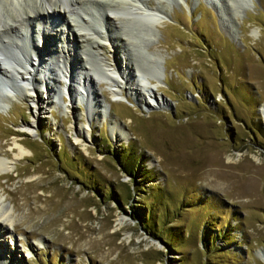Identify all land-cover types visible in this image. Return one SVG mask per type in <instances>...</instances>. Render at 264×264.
Here are the masks:
<instances>
[{
    "label": "rangeland",
    "instance_id": "obj_1",
    "mask_svg": "<svg viewBox=\"0 0 264 264\" xmlns=\"http://www.w3.org/2000/svg\"><path fill=\"white\" fill-rule=\"evenodd\" d=\"M116 1L131 0H0L2 28L51 33V52L71 44L80 62L71 101L56 57L0 59V157L19 135L32 150L0 174L16 222L0 223V264H264V0H143L161 23H120ZM91 23L115 73L84 85ZM119 53L143 69L154 58L159 78L123 77ZM25 83L51 97L31 134Z\"/></svg>",
    "mask_w": 264,
    "mask_h": 264
},
{
    "label": "bare ground",
    "instance_id": "obj_2",
    "mask_svg": "<svg viewBox=\"0 0 264 264\" xmlns=\"http://www.w3.org/2000/svg\"><path fill=\"white\" fill-rule=\"evenodd\" d=\"M90 1H92V3H93L94 0H90ZM80 2H82V1H74L72 3V4H74V7H73L74 9H72V12H78V8L81 6ZM108 7L114 11L115 16L117 17V19L119 20L120 23L121 22L126 23V22H130L133 20L141 21L143 19H146L147 21L152 22V23L153 22L154 23H161L163 21V16L161 15L162 13H161L160 9L158 7H152L148 4H146L143 0H131V1H126V2L122 1V3L116 1V3H110L108 5ZM47 8L48 7L46 6V9ZM35 13L37 15H40V13L38 11H36ZM47 13H50V8L48 9ZM51 13H52V11H51ZM121 15H124L126 18L125 19L122 18ZM81 19L82 20H80V22L82 23L83 18H81ZM85 21H86V19H85ZM91 24L94 25V23H91ZM95 24H97V23H95ZM10 25H11V23H10ZM18 25H20V24H18ZM18 25L17 26L12 25L11 27H3V28L0 26V56L5 60V61L3 60V62L5 64H7L9 67L16 68V64H17L16 62H18L17 56H20V58L22 56H24L26 59H28V56H30L31 53H34L36 56L39 57V59H41L40 56H45V55H49L52 58L56 57L57 58V64H59V63L63 64V67L65 69V77H67V80H68L69 95L71 96V101H72V98H74V94L71 93V88H74L75 76L77 75V70H78L77 67H79V64H80V62H78V60L76 59V56L74 55L75 50H74V48H72L73 46L71 44L65 43L69 47L63 46L62 49H60V47H59V49L55 48V49H57V50H55L57 53L54 54V53H52L53 51L51 52V47H50L51 44H54L53 40L50 37L51 33L50 34L44 33L43 35L39 34L37 37H36V34H32V37H30L29 32H28L29 30L27 31V33L24 32V29H25L24 27L26 25L22 24L20 27H18ZM93 25L91 26L89 24L88 26L85 25V27H84L85 33L88 36L90 35V37H88V39L86 41H87L88 48L91 50V52L94 56V58H93V56L91 55V58H93V61L90 62V66H91L92 71L88 72L87 70L84 69L80 74V77H79L80 81L79 82H80V84H82V80H84V85L87 84L88 81L90 80L89 79V77L91 75L90 73H93V71H95L96 73L98 72V74H99L98 70L100 68L103 69L102 75H105V78L111 79V77H110L111 73L112 74L115 73V71H109L108 68L111 65H108L105 62V60L103 59L104 57H102L100 55V53L98 51H95V49H94V47H100V45H101V42L96 39V36L98 37L102 33V30L100 28L98 29V27L95 25H94L95 26L94 27ZM45 29L48 31V28H45ZM10 31H12V32L10 33ZM12 33H15V34H12ZM7 43H9V45H7ZM9 46H15L16 49H13L11 47L9 48ZM119 47H120L119 45H118V47L115 45V48L117 51L119 50ZM52 50H54V49H52ZM50 53H51V55H50ZM118 56H121L120 53L118 54ZM123 56H121V59L125 60V63H123V64H125L126 69L124 71H122L120 64L118 67L119 69L117 68V70H120L123 73L122 74L123 77L125 75L126 70H128V72L131 73L132 70L134 71L136 69L140 73H142V76L144 77V79H146V76H149L148 70L153 71L151 74L153 76V78L154 77L159 78L160 73L158 72V69L156 68V62H155L154 58H151V60H154V61H148L149 64H146V65H148V68L143 69L142 65L147 63V61H145V62L142 61L143 63L138 62L137 64H135V63H133L135 61H133L132 58L127 57L125 54ZM66 60L68 62L71 61V63L67 64L68 63L67 62L65 64ZM13 61H16V62L14 63ZM85 63L89 64L87 61H85ZM0 68L5 69L2 65ZM21 80H23V82H29V80L27 78L25 79L24 77H22ZM28 84L29 83H25V86H26L25 88H27V90L29 91L28 93H26V95L32 96L33 101L38 100L36 102L37 104L40 101H42V103H44V104L45 103H47L48 105L50 104L51 97H50V93L47 92L48 90L46 91L47 93L45 91L39 92L36 88H34L32 86L30 87V85L27 86ZM32 91L34 93H32ZM114 92H115V94L118 93L116 90H114ZM10 93H13V92L11 91ZM8 96H10V95H8ZM121 99H122L121 97H117L114 100H121ZM157 102L159 104L160 102H162V100H160V101L157 100ZM1 107H3V106L1 105L0 108ZM43 109H44L43 104H38L37 111L34 115V120L29 121V122L27 121L23 125H21V129H22L21 131H26L27 133H30V134L33 132H36V130L39 126L40 117L42 116L41 113H42ZM261 112L264 114V105L261 108ZM111 125H112L111 129H112L113 134L115 135L117 140H119L121 138V136L123 137V135H122L123 132L121 131L119 124L116 122L115 124L112 123ZM81 133L85 134L87 137H90L91 131L89 128H85V126L80 125L79 130L77 131V134H76V141L77 142L81 141V139H82ZM21 139H22V136H20V135L16 136L14 139L15 146L12 147V151H10V152L14 153L13 159H10L7 157H3V158L0 157V174L5 173V172L9 171L10 169L13 170V167H15L16 161H18L20 158L24 157L25 155L32 153V150L30 148L26 147V145L21 141ZM5 199L6 198L4 196L2 197V195H0V223L14 227L15 223H16L15 222V215L13 214L14 213V205H13V207L11 206V204H10V206L9 205L6 206V204L3 205V202L5 201ZM0 240H1V238H0ZM38 243H40L39 240H38Z\"/></svg>",
    "mask_w": 264,
    "mask_h": 264
},
{
    "label": "trees",
    "instance_id": "obj_3",
    "mask_svg": "<svg viewBox=\"0 0 264 264\" xmlns=\"http://www.w3.org/2000/svg\"><path fill=\"white\" fill-rule=\"evenodd\" d=\"M123 160V165H126V162L124 161V159H122ZM148 212V211H147ZM147 212H145L144 210L142 211V210H136V213L138 214V215H140V216H147V217H149V215H151L152 214V211L150 210L149 212H148V214H147ZM153 232V231H152ZM166 241V240H165ZM167 242V245L169 246V248L170 249H174V246H173V244L171 243V241H166Z\"/></svg>",
    "mask_w": 264,
    "mask_h": 264
}]
</instances>
